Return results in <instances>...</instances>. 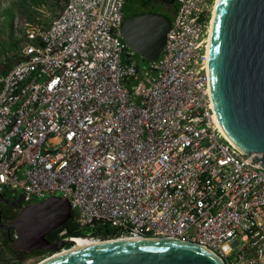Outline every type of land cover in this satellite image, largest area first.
<instances>
[{
    "label": "built area",
    "instance_id": "2783aa9c",
    "mask_svg": "<svg viewBox=\"0 0 264 264\" xmlns=\"http://www.w3.org/2000/svg\"><path fill=\"white\" fill-rule=\"evenodd\" d=\"M125 1L59 0L47 23L13 25L0 194L66 198L78 228L113 232L88 236L102 242L182 239L223 264H264V169L250 162L260 155L226 138L211 100L214 0H175L161 53L144 65L121 37Z\"/></svg>",
    "mask_w": 264,
    "mask_h": 264
},
{
    "label": "water",
    "instance_id": "95a60500",
    "mask_svg": "<svg viewBox=\"0 0 264 264\" xmlns=\"http://www.w3.org/2000/svg\"><path fill=\"white\" fill-rule=\"evenodd\" d=\"M171 27L167 15L132 14L122 22L123 41L145 61L158 59ZM208 82L221 130L250 162L264 169V0H219L208 50ZM72 217L66 198L51 196L23 208L14 224L15 251L49 248L38 264H223L210 249L182 239H119L79 249L47 247L45 235ZM81 238V237H77Z\"/></svg>",
    "mask_w": 264,
    "mask_h": 264
},
{
    "label": "flooded vegetation",
    "instance_id": "af4514ba",
    "mask_svg": "<svg viewBox=\"0 0 264 264\" xmlns=\"http://www.w3.org/2000/svg\"><path fill=\"white\" fill-rule=\"evenodd\" d=\"M175 6V0H126L124 7V19L132 14L147 12H155L167 15L168 8H174ZM29 205L31 204H26L23 201V198L18 194H0V236H11L12 233H16V228L13 226L17 220V217L20 211ZM45 239L47 241L45 246L52 248L58 247L61 245L62 241L68 240L69 238H64L63 232H60L57 229L47 233L45 235ZM13 245L14 244H11V246ZM72 245L73 244L64 245L60 251L63 249L65 251L68 248H71ZM13 251L15 252L13 255V264H19L28 259L38 258H41L38 260L41 262L57 253L49 248L34 249L28 252Z\"/></svg>",
    "mask_w": 264,
    "mask_h": 264
},
{
    "label": "trees",
    "instance_id": "16d2710c",
    "mask_svg": "<svg viewBox=\"0 0 264 264\" xmlns=\"http://www.w3.org/2000/svg\"><path fill=\"white\" fill-rule=\"evenodd\" d=\"M59 0H53V4L58 9L61 7V3L58 2ZM43 0H16L11 6L8 8H5L4 11H6L7 16L9 17L8 21V28L12 29L13 27V20L15 17V13L13 11V8L16 9V11H25L27 19L29 23H33L35 20L34 14L37 12L36 10L43 5ZM125 7V6H124ZM10 8H12L10 10ZM12 11V12H11ZM1 16V13H0ZM9 38L11 40H14V33L12 31L9 34ZM19 42L17 39L12 42L9 51H17L19 47ZM2 49H4V45L1 43ZM12 57L10 60L7 58L5 60V63H0V72L5 73L6 69L12 66L17 61L16 52L12 53ZM3 61V60H2ZM146 62V61H145ZM3 65V66H2ZM144 65V64H139ZM75 213L72 212L71 219L66 222L62 227L58 229V231L63 232L64 238H86V237H94V238H107L108 236L113 235V232L107 228L106 226L101 228H94V229H80L78 226L74 223ZM10 244V235L8 236H0V260L4 261L6 263L11 264V261L13 260L14 251L11 248Z\"/></svg>",
    "mask_w": 264,
    "mask_h": 264
},
{
    "label": "rangeland",
    "instance_id": "374dc122",
    "mask_svg": "<svg viewBox=\"0 0 264 264\" xmlns=\"http://www.w3.org/2000/svg\"><path fill=\"white\" fill-rule=\"evenodd\" d=\"M16 0H0V63L2 62V60L4 58L7 57V55L10 53V55L14 52H16L15 50L13 51H9L8 49L10 48L11 44L14 40H11L9 38V34L12 31V33H14L13 31V27L12 29L8 28V21H9V17L6 14V11H4L5 8H8L9 6H11ZM53 0H43V5H41L36 11V13L34 14L35 17V21L33 23H29L26 13L25 11H16V9L13 8V11L15 13V17L13 20V25L15 24L16 21H26L27 23H29L32 27H36L37 25L40 24H45L47 23L58 11V8L55 7V5L52 2ZM12 8H10L11 10ZM175 10H176V6L174 8H168L167 10V16L171 18V20L174 19V15H175ZM12 12V11H11ZM1 43L4 45V49H2L1 47ZM135 60L139 63V64H145V60L142 59L140 56H138L136 54L135 56ZM41 258L38 259H28L25 260L19 264H38ZM2 264H8L4 261H2ZM10 264V261H9ZM11 264H13V260L11 261Z\"/></svg>",
    "mask_w": 264,
    "mask_h": 264
},
{
    "label": "bare ground",
    "instance_id": "6f19581e",
    "mask_svg": "<svg viewBox=\"0 0 264 264\" xmlns=\"http://www.w3.org/2000/svg\"><path fill=\"white\" fill-rule=\"evenodd\" d=\"M218 1L219 0H214V7H213V10H212V17H211V21H210V28H209L208 38H207L208 50H209V44H210V38H211V32H212V25H213L214 16H215V12H216ZM218 126L220 128L219 124H218ZM220 130H221V128H220ZM222 133H223V131H222ZM99 243H102V241L97 240V239H92V238H89V237H87V238H75V239L72 240V244L74 245V247L72 245L73 248L71 247V249L75 250V249H79V248H82V247H86V246H90V245H94V244H99Z\"/></svg>",
    "mask_w": 264,
    "mask_h": 264
}]
</instances>
